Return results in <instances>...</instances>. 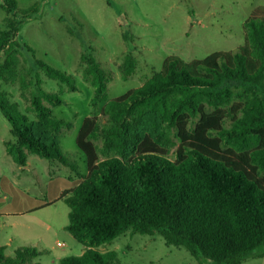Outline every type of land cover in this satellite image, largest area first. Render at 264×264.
Segmentation results:
<instances>
[{
	"label": "trees",
	"instance_id": "obj_1",
	"mask_svg": "<svg viewBox=\"0 0 264 264\" xmlns=\"http://www.w3.org/2000/svg\"><path fill=\"white\" fill-rule=\"evenodd\" d=\"M0 8L18 9L15 0H0ZM243 27L244 44L235 52L190 62L169 56L141 87L111 100L105 71L94 57L83 58V76L106 105L104 122L85 118L76 138L86 175L61 193L70 208L66 230L86 249L59 264H115L114 251L95 247L127 231L159 234L167 246L214 264L264 257V7ZM11 41L8 32L1 33L0 53L8 59L0 77L13 76L7 61L18 44ZM34 63L76 91L72 75ZM124 66L126 79L134 71L131 57ZM44 103L57 107L63 100L39 85L30 101L38 118L33 122L0 91V113L15 138L7 152L23 167L26 154H33L73 168L58 137L68 124L54 120ZM37 256L36 249L22 247L7 258L0 247V264H37L31 262Z\"/></svg>",
	"mask_w": 264,
	"mask_h": 264
},
{
	"label": "rangeland",
	"instance_id": "obj_2",
	"mask_svg": "<svg viewBox=\"0 0 264 264\" xmlns=\"http://www.w3.org/2000/svg\"><path fill=\"white\" fill-rule=\"evenodd\" d=\"M15 1V11L0 8V35L8 32L11 42L18 44L7 61L13 65V76L0 77V91L33 122L38 118L30 101L39 85L62 98L61 106L44 105L52 110L54 120L68 124H63L58 137L73 168L33 154H26L24 167L16 165L7 153L15 138L0 113V206L10 205L7 209L15 213L0 216V244L5 246L7 258L29 247L38 252L32 263L59 264L62 258L80 256L86 249L66 230L70 208L61 198V188L77 185L86 175L85 156L76 138L85 118L104 122L101 114L106 105L95 97L94 87L83 76L87 67L83 58L92 56L99 63L107 77V99H115L141 87L169 56L190 62L214 52H235L244 44L245 21L255 9L264 7V0ZM128 57L134 62V71L125 79ZM7 59L8 54L1 52L0 65ZM35 60L72 75L76 91L46 77ZM226 126H230L229 119ZM174 150L169 152L171 158ZM11 183L19 194L11 190ZM11 194L49 204L24 213L29 203H14ZM95 249L114 251L115 264H214L194 259L183 247L167 246L159 234L127 231ZM257 255L248 256L241 264H264V257Z\"/></svg>",
	"mask_w": 264,
	"mask_h": 264
},
{
	"label": "crops",
	"instance_id": "obj_3",
	"mask_svg": "<svg viewBox=\"0 0 264 264\" xmlns=\"http://www.w3.org/2000/svg\"><path fill=\"white\" fill-rule=\"evenodd\" d=\"M8 153V152H7ZM13 159V158H12ZM13 162H14V160H13ZM15 163V162H14ZM16 164V163H15ZM17 165V164H16ZM19 166V165H18ZM23 167V166H22ZM80 182V181H79ZM79 184V183H78ZM77 184V185H78ZM10 187H11V190L13 191V192H16V193H18L19 194V190H17L16 188H15V185L14 184H10L9 185ZM76 186V185H75ZM75 186H72V187H75ZM71 187V186H70ZM70 187H68V188H70ZM71 187V188H72ZM65 189H63V188H61V191H64ZM13 192H12V194H13ZM22 193V192H21ZM11 194V195H12ZM15 194V193H14ZM13 196V195H12ZM15 196V197H14ZM13 196V198H14V203H24L25 201V203H29V206L27 207V208H25V212L24 213H28V212H32V211H35V210H37V209H39V208H42V207H44V206H46V205H48L49 203L48 202H45V201H42V202H40L39 203V201H38V198H31L30 196H26L25 195V198L23 197V196H20V198H19V196H16V195H14ZM32 200H34L33 202H32ZM33 203V204H30V203ZM7 206H10V205H7ZM7 206H0V216H3V214H5V215H12V214H15L13 211H11V209H7ZM5 207V208H4ZM1 209H5V210H1ZM21 211V210H20ZM22 212V211H21ZM0 247H3L4 249H5V246H2L1 244H0Z\"/></svg>",
	"mask_w": 264,
	"mask_h": 264
},
{
	"label": "built area",
	"instance_id": "obj_4",
	"mask_svg": "<svg viewBox=\"0 0 264 264\" xmlns=\"http://www.w3.org/2000/svg\"><path fill=\"white\" fill-rule=\"evenodd\" d=\"M58 245H60V244H58Z\"/></svg>",
	"mask_w": 264,
	"mask_h": 264
}]
</instances>
